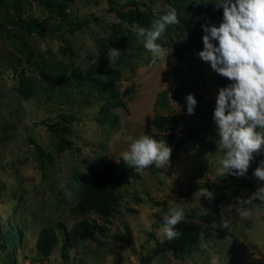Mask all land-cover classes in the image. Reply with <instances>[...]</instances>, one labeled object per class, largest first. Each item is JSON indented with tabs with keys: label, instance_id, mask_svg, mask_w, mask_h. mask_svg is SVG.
I'll use <instances>...</instances> for the list:
<instances>
[{
	"label": "rangeland",
	"instance_id": "374dc122",
	"mask_svg": "<svg viewBox=\"0 0 264 264\" xmlns=\"http://www.w3.org/2000/svg\"><path fill=\"white\" fill-rule=\"evenodd\" d=\"M49 1L52 8L42 0H0V264H264V202L238 204L260 186L253 161L243 177L217 171L223 153H216L212 116L221 76L198 53L180 61L172 56L175 44L193 28L190 15L210 0H135L153 21L172 8L177 11L180 22L168 26L157 41L166 49L157 68L135 31L148 26L132 24L118 11L125 0ZM19 17L35 18L45 30L23 31L13 23ZM21 35L34 48L38 67L26 60ZM110 47L120 50L112 63L106 54ZM43 71L62 78V83L48 82ZM106 83L113 94L103 90ZM22 88L28 89V97ZM162 91L170 103L164 112L183 116L176 130L190 128L194 137L169 166L146 169L117 189V210L109 220L100 219L104 234L64 248V230L81 219L76 207L87 178L121 160L128 136L162 137L152 125ZM189 93L198 100L194 115L187 114ZM120 99L125 106L114 104ZM106 105V121L101 122ZM68 115L74 117L68 124L71 133L49 127ZM29 137L43 145L53 161L42 158ZM62 140L72 141L73 147L59 145ZM255 157L264 161V153ZM242 179L254 187H244ZM201 187L211 191L213 199L194 196ZM170 206L185 210L176 226L179 235L172 240L161 232ZM244 210L250 212L246 218L240 215ZM222 219L230 221L229 229H213L212 223ZM47 226H55L59 238L52 254L42 256L37 241ZM187 232L181 253L178 240ZM149 252L154 256L141 263Z\"/></svg>",
	"mask_w": 264,
	"mask_h": 264
},
{
	"label": "clouds",
	"instance_id": "9594fccd",
	"mask_svg": "<svg viewBox=\"0 0 264 264\" xmlns=\"http://www.w3.org/2000/svg\"><path fill=\"white\" fill-rule=\"evenodd\" d=\"M216 6L223 10L221 22L201 25L203 50L198 56L229 81L218 89L212 116L216 153H223L218 159L220 167L217 171L221 176L243 177L255 155L264 153V0H219ZM179 22L177 11L172 8L155 19L150 27L135 29L145 50L151 53L153 68L159 67L166 54V49L157 41L168 26ZM106 54L112 63L119 58L120 50L110 47ZM186 104L187 114L194 115L198 104L194 94L186 96ZM127 141L128 149L121 153V161L127 167L143 174L152 167L169 166L173 150L168 142L147 134L136 138L128 136ZM254 176L264 182V161L255 169ZM194 196L213 199V193L206 187L199 188ZM253 200L264 202V184L238 204H251ZM240 215L246 218L250 212L244 210ZM184 216L183 207H169L161 228L167 239L179 235L176 226ZM212 227L229 229L230 221L222 219L220 223L213 222Z\"/></svg>",
	"mask_w": 264,
	"mask_h": 264
},
{
	"label": "trees",
	"instance_id": "16d2710c",
	"mask_svg": "<svg viewBox=\"0 0 264 264\" xmlns=\"http://www.w3.org/2000/svg\"><path fill=\"white\" fill-rule=\"evenodd\" d=\"M47 6L52 8L49 0H42ZM219 0H210L205 2L203 5L197 6L190 15L191 23H193V28L190 33L183 38H181L174 46L172 56L173 59L180 61L181 58L189 53H199L203 50L202 37L204 32L201 28V25L205 23H216L217 25L221 22L222 19V8L218 9L216 4ZM137 2L135 0H125L123 8L119 9V13L122 14V17L129 21L130 23H138L143 26L150 27L153 20L151 17L136 6ZM132 5L131 8L125 10L126 6ZM133 5L135 7H133ZM64 4L60 5L59 12L62 13ZM18 10L22 9V6H17ZM191 11V10H190ZM14 24L18 25L19 29L25 32H43L45 29L43 24L40 23L35 18H23L19 17L16 21H13ZM21 49L25 53L26 60L35 65L39 66V61L36 59V53L34 48L30 45L26 36H19ZM129 40L128 37H124V45L129 46L130 43H127ZM43 77L50 83H62L63 79L58 76H52L45 71L42 72ZM219 88L226 86L229 81L226 78L221 77L219 79ZM107 87H104L103 90H108V92H115L114 89H108L109 85L105 84ZM111 88V87H110ZM111 90V91H110ZM130 90H128L129 92ZM21 93L24 96L28 97V89L22 88ZM116 106L121 105L125 106L126 103L120 99L117 103H114ZM109 106H102L100 121L105 122ZM170 107L169 97L167 91H162L159 93L158 98L155 102V113L152 120L153 127L162 133V137L159 140H164L168 142L169 146L172 148V156L170 161L176 160L181 152V149L184 148L187 141L194 137V133L190 128L176 130V127L179 126L183 121V116L176 115L174 113L167 112L164 110ZM73 115L64 116L62 121H57L53 124H49V127L54 130H64L67 134L72 132L71 127L68 125L73 120ZM153 137H157L156 134H152ZM29 140L33 142L36 146L37 151L39 152L42 158H47L50 161H53V155L46 151L43 145L38 143L32 137H29ZM59 145L72 148L73 143L69 140L60 141ZM122 160V158H121ZM119 162H110L105 167L97 169L93 174L87 178V183L85 188L82 191V196L77 204L76 211L81 216V219L72 226L70 229L64 230V239L63 246L64 248H74L75 244L80 240L85 239H94L99 234L102 235L106 232V227L101 223L100 219L105 221L109 220L113 216L114 212L117 210L119 205V192L118 188L127 186L137 178H139V173L131 167H127L123 161ZM253 171L261 165V161L254 157L253 160ZM241 184L244 187H254L253 182L242 179ZM260 186L264 182L259 181ZM193 189V188H191ZM92 215H96L93 217ZM207 219V216L200 217ZM6 233L12 234L15 238V232L13 230H6ZM188 233V232H187ZM183 233V237H180L178 240V251L181 253L185 252L186 245L188 243L189 233ZM4 235L0 232V240H2ZM59 234L56 232L55 226H47L43 228L39 233V238L37 241V249L42 256H50L53 252L54 245L57 243ZM117 239L120 241H127L126 238L122 235H117ZM197 243V242H196ZM153 252H149L141 256V263H147L153 257Z\"/></svg>",
	"mask_w": 264,
	"mask_h": 264
}]
</instances>
